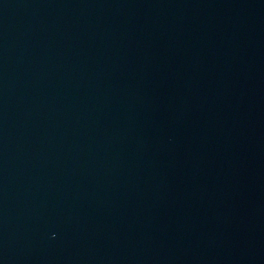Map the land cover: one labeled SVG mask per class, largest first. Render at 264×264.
Wrapping results in <instances>:
<instances>
[{
	"label": "water",
	"instance_id": "95a60500",
	"mask_svg": "<svg viewBox=\"0 0 264 264\" xmlns=\"http://www.w3.org/2000/svg\"><path fill=\"white\" fill-rule=\"evenodd\" d=\"M264 81V0H0V264H154Z\"/></svg>",
	"mask_w": 264,
	"mask_h": 264
}]
</instances>
